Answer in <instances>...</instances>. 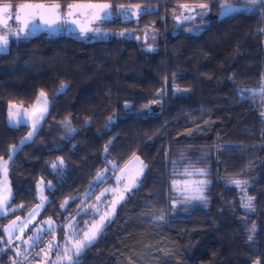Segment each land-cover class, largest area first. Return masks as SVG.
Returning a JSON list of instances; mask_svg holds the SVG:
<instances>
[{"label": "trees", "instance_id": "obj_1", "mask_svg": "<svg viewBox=\"0 0 264 264\" xmlns=\"http://www.w3.org/2000/svg\"><path fill=\"white\" fill-rule=\"evenodd\" d=\"M87 1L0 4L43 2L67 8ZM102 2L113 8L152 7L137 25L153 23V50L115 34L82 40L38 31L9 38L0 53V158L27 131L26 124L6 123L7 104L27 107L42 90L49 99L39 130L9 161L13 212L36 202L41 179L47 201L40 216L51 217L59 230L98 170L109 173L138 154L147 165L139 187L118 204L78 264H147L148 259L153 264H264V4L256 12L224 17L216 0ZM180 2L209 3L197 32L169 30L166 13ZM240 2L243 9L250 7ZM102 25L116 31L133 23L107 20ZM241 89L252 91L242 99ZM153 101H158L157 111L142 113ZM181 153L192 160L201 156L209 183L204 205L174 213L170 169ZM233 179L247 181L244 192L253 198L252 210L241 206ZM68 197L76 198L61 208ZM0 240L6 241L1 232ZM27 247L0 242V264H13L14 255ZM159 249L166 255L156 253Z\"/></svg>", "mask_w": 264, "mask_h": 264}, {"label": "snow or ice", "instance_id": "obj_2", "mask_svg": "<svg viewBox=\"0 0 264 264\" xmlns=\"http://www.w3.org/2000/svg\"><path fill=\"white\" fill-rule=\"evenodd\" d=\"M220 4L221 16H229L232 14H240L242 11L247 12H256L259 11V5L264 4V0H243V4L249 5L247 9H243L240 0H236L235 3H228L227 0H216ZM134 10L129 11V6L119 5L116 11L118 14L125 18H130L132 15H146L150 11L147 8H142L140 5L131 6ZM185 12H188L189 15H183L176 17L177 20L181 18L183 20H194L197 16L201 17V19L207 14L209 11L210 5L209 3H197L192 6L188 4H184L181 6ZM113 5L111 3H71L67 5V8L63 10L59 3H43V2H28V3H20L18 5L13 6L10 3L0 4V26H2L5 31L0 34V53L7 50L9 44V34L14 37L24 36L25 38L34 33L39 28V24L46 25L51 28L53 25L61 24V23H71L79 27L81 33H101V29L99 27H93L98 21H107L113 18ZM194 13V14H193ZM9 20H15L18 24V27L15 31L9 26ZM39 21V24L36 23ZM118 35H125V32H120ZM65 85H61V90H63ZM175 91H180L179 88L175 89ZM241 98L243 99L244 92H250L252 90L249 89H241ZM260 91L264 93V86L261 87ZM153 103H158V101H153ZM126 107H129L126 105ZM147 107V106H146ZM16 109L13 111V109ZM23 106L17 107L15 105L9 106V122L13 126H19L22 124H27V120L25 117L31 120V131L28 132L27 136L24 137L20 141V146H13L9 149V156L7 160L0 158V172L3 173V180L0 181V215H7L9 211H14L11 207V188L8 184V165L9 161L12 159L13 155L20 151L22 146L30 141L32 137L39 130L41 122L45 119L48 114L49 108V99L47 94L42 90L39 95L36 97L35 103L31 107V111L22 110ZM264 115V113H262ZM113 122V117H109V124ZM105 151H107V147H105ZM139 160L138 157H136ZM59 165L62 166L64 164L63 159L58 158ZM141 167L135 174H129L127 177L119 176L117 177V184L121 182L122 179H127V183H125L123 191H120L116 196V199L112 201V210L115 211V205L120 201L125 199L124 192H130L133 188L139 187L141 181L140 176L143 174L144 170L147 168V165H144L143 162H140ZM58 167L57 163L52 164V168L56 170ZM104 171H107L105 169ZM122 173L125 169L121 170ZM195 173L201 176L205 175L204 169H195ZM185 174L189 177H192L194 173L192 171L185 170ZM103 172H98L95 177L96 183H100L103 181ZM231 184L236 185L237 187H241V190L244 191L242 185L247 184V181H241L239 179H233L230 181ZM207 185L206 180H185L183 182L173 180L172 186L173 190L182 193L183 199L176 201L173 203L172 207L176 208L177 204H186L190 203L194 200L204 201L205 197L203 196L204 188ZM39 188V196L40 203L36 205L28 214V217L21 221L19 217L16 220L11 221L9 225H7L3 231L7 234L8 239L6 241L0 240L2 243H6L11 248L13 238L20 240L24 233V230L27 228L28 224L35 218V216L39 215L40 211L44 209L47 198L44 196V185L43 181L37 186ZM48 187L51 188V182H49ZM106 192H112L114 194L117 193V189H106ZM105 193H101V196H104ZM76 197H72L70 199H75ZM97 201L101 199V197L96 198ZM252 197H247L242 203V207L245 209L252 210ZM68 204V200H65L60 207L64 208ZM23 207V205H20ZM95 209V206H93ZM99 211V209H95ZM112 213H105L100 216L99 221L92 223L90 226L86 223V230L82 231V238L75 239L77 224L70 221L65 227L69 230L66 238L63 242V247L56 243V237L54 235L56 231L55 222L51 219L47 221H43V224L46 227H40L35 230L33 235L29 236L27 239L23 240L22 243L27 245L30 248H34L39 246L40 243H43L42 237L44 235H51L52 239L48 241L47 248L41 249L43 253V259L45 260V264H78V257L82 254V252L90 247L93 242L97 239L98 234L103 230L105 226V221L110 220ZM162 218V217H161ZM255 226H253V230ZM19 232L20 235L14 237V234ZM251 236L249 240H251ZM4 249L0 248V252H3ZM55 251L58 255L55 260L50 259V253ZM63 252V259L59 255L60 252ZM17 255H20L17 252ZM39 255V254H38ZM15 264V261L13 262Z\"/></svg>", "mask_w": 264, "mask_h": 264}, {"label": "rangeland", "instance_id": "obj_3", "mask_svg": "<svg viewBox=\"0 0 264 264\" xmlns=\"http://www.w3.org/2000/svg\"><path fill=\"white\" fill-rule=\"evenodd\" d=\"M118 7L119 6L114 8L113 18L111 20H113V21H125L126 20V21H128L126 23H133V25H131L129 27H122L120 29H117L116 31H112V30H109L108 28H106L105 26L102 25L103 21H98L92 26L93 27H99L102 30L101 33L97 34L94 32H88V33L84 34V33H81L79 27H77L74 24L61 23V24H57L56 27L53 29H38L34 33L38 32V31H43L47 34L64 33V34H68V35H71L73 37H76V38H79L82 40H93V39H103V38L108 37L111 34L121 36V35H118V33L125 32V35H123L122 37L133 39L137 43V45L140 46L144 50H147V51L153 50L154 43H155L156 38H157L156 28L153 26V23L149 22L148 24L139 26V25H137V20L139 19V17L141 15H139V16L132 15L130 18L122 17L116 11V9H118ZM141 7L147 8L150 11L153 9L150 6H142L141 5ZM61 9H62V14H63V10L66 8H61ZM133 10L134 9L131 6H129V11H133ZM181 14H183L185 16L189 15V13L185 12L181 6H178L177 8H175L172 12H170L167 15V18L169 17L167 22L169 24V30L171 32L194 33V32H197L198 30H200V28L206 22V19H205L206 15L202 19H201V17L197 16L196 19H194V20H183L182 18L180 20H177L176 17L181 16ZM9 26L13 29V31H15L18 27V24L15 20H9ZM4 31H5V29L2 26H0V34H2ZM22 37H24V36L14 37L11 34H9V38H22ZM39 93L36 95V97L39 95ZM36 97H35V99L31 105H29L27 107H23L22 110L31 111V107L35 103ZM10 105H15L17 107H20L19 105L14 104V103H8L7 104L5 120H6V123L8 125H12V124H10L9 117H8ZM157 109H158V103H152V104L147 105V107L144 108L143 110H141V112L142 113H144V112L145 113H152V112H156ZM15 110L16 109L14 108L13 111H15ZM25 119L28 121L26 124L27 125L26 133L24 134V136L22 138H20V140L16 144L11 145L10 148H12L13 146L18 147L20 145V141L24 137L27 136L28 132H30L32 130L31 129V123H32L31 120L28 119V117H25ZM108 122H109V120H108ZM63 126L65 129H68L67 126H65L64 124H63ZM71 131H72V129H70V132ZM8 156H9V151H8ZM8 156L6 158H2V159L7 160ZM136 157H138L139 160H137ZM200 158H201V156L197 157L195 160L194 159L192 160V159L184 156L183 153H181L176 158V160L174 162H172L171 169H170V171H171L170 188H171V191L174 195V198L171 201V205H173V203L176 201L182 200L183 195H184L182 193H178V192L173 190V186H172L173 180H177V181H181V182H183L185 180H190V179L206 180L207 185L204 188V192H205V190L208 186V183H209V179L207 176L206 166L199 161ZM140 162H143L141 157L138 154H132L129 158H127L114 171H110L109 173H107L106 171H104L105 169L98 170L94 174V176L91 178L89 186L80 195L81 199L78 203H76V206H75L73 212L67 217V219L62 224V226L59 230H57V224H56L55 220H53L51 217L40 216V213H39V215L35 216V218L28 224V226L24 230V233H23L22 238L20 240L13 238L12 245H14L16 247L17 245L23 244L22 241L27 239L29 236L33 235V233L35 232L36 229H38L40 227H46V225L43 224V221H47L49 219H51L52 221L55 222L56 231H55L54 235L56 237V243L58 245H60L61 248L63 247L64 239L66 238V235L69 232V230L65 226L70 221L77 224L76 236L74 238L75 239L82 238V231L81 230H86V223L85 222H87V225L90 226L92 223L99 221L100 216L105 214V213H112L111 218L113 217V215L116 211V208L121 201L115 205V211L114 212L112 210V201L114 199H116V196L119 194L120 191H123L124 185H125V183H127V179H122L118 185L117 184V177L122 176V175L124 177H127L129 174H135L141 167ZM122 169H125V171L123 173L121 171ZM186 169L188 171H192L194 173V175L192 177L187 176L185 174ZM195 169H204L206 174L203 176L196 174ZM98 172L104 173L103 181L100 183H96V181H95V177L97 176ZM2 180H3V173L0 172V181H2ZM239 180L246 181L245 179H239ZM40 183H41V179L36 183L37 200L33 205H31L28 209L24 210L23 212L9 211L7 213V215H0V217L3 218L0 221V232H1V236L3 237L4 240H7L8 237H7V234L4 233L3 229L7 225H9L11 223V221L16 220L17 217H19L21 221L25 220L28 217L29 212L36 205H38L40 203L39 188L37 187L38 184H40ZM8 184H9V181H8ZM97 185H99V186L93 191V189ZM242 187L245 188V185H242ZM106 189H117L118 191L116 194H114L110 191L106 192L105 191ZM237 189L240 193L241 203H243L244 200L247 198V196H246L245 192L241 190V187H237ZM204 192H203V196H204ZM101 193H105V195L101 196ZM128 193L129 192H124V196L126 197V195ZM97 197H101V199L99 201H97V199H96ZM70 198H72V197L65 198L63 200V202L65 200L69 201ZM204 203H205V200L204 201L194 200V201H191L190 203H186V204H177L176 208H179V209L182 207L188 208L194 204L204 205ZM93 206H95V209H99V211H96L93 208ZM11 207L14 210L17 209L16 206H11ZM176 208L172 207L171 212L176 211ZM245 210H249V209H245ZM108 221L109 220H106L105 224ZM17 235H20V233L16 232L14 234V237ZM51 239H52V236H49V239L47 240L45 245L40 249H46L47 243ZM25 246H27V245H25ZM156 253H158L160 255H166V250L165 249H159ZM168 253L169 252L167 251V255H168ZM38 254H39L38 258L36 260H33L31 264H45V260L42 258L43 253L41 252V250H40V253H38ZM57 255L58 254L55 251H53L52 253H50V259L55 260L57 258ZM59 255L63 259V252L62 251L59 253ZM65 263H66V261H65ZM147 264H153V263H151L150 259H148ZM155 264H159L158 261Z\"/></svg>", "mask_w": 264, "mask_h": 264}, {"label": "built area", "instance_id": "obj_4", "mask_svg": "<svg viewBox=\"0 0 264 264\" xmlns=\"http://www.w3.org/2000/svg\"><path fill=\"white\" fill-rule=\"evenodd\" d=\"M48 239L49 236L44 235L42 237L43 243H40L39 246L34 248L27 247L22 253H20V255L15 254L14 255L15 264H27V261H29L33 257V255L35 254V252H37V250H39L45 245Z\"/></svg>", "mask_w": 264, "mask_h": 264}, {"label": "flooded vegetation", "instance_id": "obj_5", "mask_svg": "<svg viewBox=\"0 0 264 264\" xmlns=\"http://www.w3.org/2000/svg\"><path fill=\"white\" fill-rule=\"evenodd\" d=\"M87 2H93V3H104V2H102V0H89V1H87ZM86 2V3H87ZM199 3H201V2H199ZM184 4H188L189 6H191V5H194V4H197V3H188V2H180V3H176L174 6H170L169 7V10L167 11V13H166V19L168 20V18H167V15L170 13V12H172L175 8H177L178 6H182V5H184ZM125 6H135V5H125ZM114 8H116V7H114ZM113 8V9H114ZM206 19V18H205ZM104 22V21H103ZM120 22H128V21H120Z\"/></svg>", "mask_w": 264, "mask_h": 264}, {"label": "water", "instance_id": "obj_6", "mask_svg": "<svg viewBox=\"0 0 264 264\" xmlns=\"http://www.w3.org/2000/svg\"><path fill=\"white\" fill-rule=\"evenodd\" d=\"M48 4H51V3H48ZM36 23L39 24V21H36ZM55 27H56V25H53L51 28H49L46 25L39 24V28L38 29H53Z\"/></svg>", "mask_w": 264, "mask_h": 264}]
</instances>
